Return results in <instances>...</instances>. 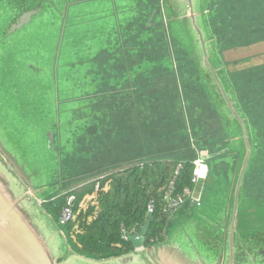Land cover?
Returning <instances> with one entry per match:
<instances>
[{"label":"water","instance_id":"water-1","mask_svg":"<svg viewBox=\"0 0 264 264\" xmlns=\"http://www.w3.org/2000/svg\"><path fill=\"white\" fill-rule=\"evenodd\" d=\"M0 1L6 2L14 12L8 18L4 32L1 31L0 44L4 45L9 42L8 37L37 19L45 0ZM167 1L171 6L169 13L166 0H135L133 8L137 9L135 18L138 21L134 20L131 27L126 22L125 32L116 35L115 41H111L108 34L105 45L89 59L84 76L75 81L82 89L79 95L68 97L60 93L59 61L58 56L54 57L56 64L50 71L49 84L55 114L50 129L44 133L48 148L55 150L57 156L54 162L57 164L56 173L50 184L54 187L52 193H44L47 186L37 187L31 183L26 161L19 162L0 140V264H264V241L257 243L264 240V218L256 217L258 210L264 211V195H261L264 180L258 186L253 185L251 190L256 188L257 194L251 198L250 190L245 186L248 177L256 178L251 177L255 172L251 170L253 158L264 148V58L251 62L252 58L264 55V33H258L264 28V13L252 21L254 8L248 9L249 6L240 10L232 0H226L229 1L226 5L221 0ZM68 5L67 2L63 7L60 3L57 10L62 11L63 7L66 11ZM223 11H230L241 19L231 21V16L226 14L220 17L227 19V24L220 23L218 15ZM44 18L48 21V16ZM170 21L187 25L184 28L183 24H175L181 35L191 39L189 43L179 33L170 30ZM256 23L258 28L254 27V33L250 34V27ZM220 25L227 27L229 32L218 36L211 33L210 26ZM158 31L156 48L160 46V51L147 55V43L143 55L141 40L152 41ZM238 31L249 44L233 41L235 32L238 37ZM130 36H135L136 41L125 54L124 44ZM208 42L216 54L215 62L210 60ZM196 46L200 50L195 51ZM173 52L179 54L176 60ZM159 53L163 55L161 60L150 58ZM238 59L242 60V65L238 64ZM190 65L194 66L192 73L187 70ZM31 68L34 75L43 74L41 67L32 65ZM167 73L173 77L168 85L173 98L162 97L163 110L160 113L156 110L157 99L151 95L153 91H149V99H145L147 94L142 93V101L138 104L139 94L132 96V91L138 90L139 84L149 82L151 76H165ZM191 82H195L197 91ZM120 83L121 86H116ZM9 90L11 97L18 93ZM112 93L126 94V101L129 98L128 106L122 108L123 114L128 116L123 123L127 127L125 131L129 132L128 138L117 140V146L108 154L97 150L101 144L100 135H96L92 149L79 150L77 156L72 155L73 159H69L64 172L66 157L63 148H66L64 151L78 149L79 146L74 145L80 138L86 147L85 130L94 129L88 122V115L95 123L107 126L101 124L99 117L106 116L101 112L106 110L101 108V99ZM196 93L207 94L208 104L222 117L223 133L218 130V135L204 130L197 134L199 129L194 127L193 118L198 114L191 115L187 108ZM146 109L149 111L144 115ZM81 111L84 114L81 115ZM89 153L96 156V164L86 166L81 158H89ZM155 159H188L191 162L198 159L201 162L200 174L187 205L169 218L164 239L146 245L148 223H145L138 234L128 237L133 250L124 254L94 259L73 251L59 224L43 208L42 202L119 169ZM78 168L82 171L80 177L67 173L69 170L76 172ZM259 173L264 175V171ZM238 214L244 217L243 223L238 221ZM250 220L254 222L252 228L249 227ZM171 224L183 227L184 231H179L175 237L169 230ZM206 226L210 228L207 240L204 238ZM251 230L254 233L250 239ZM193 240L198 243L199 251L195 250ZM208 246L216 252L215 256L209 253Z\"/></svg>","mask_w":264,"mask_h":264},{"label":"rangeland","instance_id":"rangeland-1","mask_svg":"<svg viewBox=\"0 0 264 264\" xmlns=\"http://www.w3.org/2000/svg\"><path fill=\"white\" fill-rule=\"evenodd\" d=\"M62 1L64 0H45L42 4V13L36 17L37 19L31 22L32 25H30L31 23L28 24L22 31L8 37L10 39L9 42L4 45L0 44V140L2 145L5 146L19 162L26 161L25 168L27 175L30 177L31 183L34 186H47L44 191L45 194L54 191V187H51L50 184L53 181L51 178H53V175L56 173L55 170L57 166V164L55 165L54 163L57 161L56 151L48 148L46 138L44 137V133L47 134L50 125L53 123L55 114L52 107L51 84H49L51 77L50 71L52 70V66L55 67L56 64L54 57L56 59V56H58L57 61H59L57 77L59 78L60 93L68 97L79 95L82 89L75 84V81L84 76L85 70L89 64V59L105 45L108 34L110 33L111 41H115L117 39L116 35L118 37L120 32H125L124 25L126 22H128L131 27L134 20L138 21V19L135 18L137 9L133 8L135 0H65L63 3ZM232 1L239 6L240 10L249 6L251 7L248 9L254 8L253 16L250 19L252 21L258 20L261 14L264 13V0ZM67 2L69 3L68 8L66 11H63V7ZM220 2L226 5L229 1L221 0ZM60 3L63 6L61 8L62 11L57 10ZM165 6L167 13H169L168 9L171 7L170 1L166 0ZM210 7L211 6H209L208 9L211 11ZM13 13V10L6 2L0 1V36L1 31L4 32L8 18H10ZM226 14L231 16V21L233 18L234 20L236 18L241 19L239 16L232 15L230 11H223L218 15L220 23L227 24V19L220 17ZM44 16H48V21ZM175 24L177 26L183 24V27L187 28L185 23L170 21L169 27L170 30L174 31V34H180ZM118 26L121 27V30L118 29ZM254 27L256 29L258 28L257 23L255 26L250 27V34L254 33ZM220 28H222V30ZM134 30L135 29H130V31ZM210 30L211 33L216 36L229 32L227 27L222 25L210 26ZM126 32H128V30H126ZM239 33L240 31H238L237 37L235 32L233 41H244L246 42L245 44H249V41H245L244 37H240ZM258 33H264V28L259 29ZM159 34V31L155 33L156 37L152 41L146 39L141 40V42H143V55L146 53L144 46L147 45V43H149L147 55L160 51V46L156 48ZM192 34L195 38L194 33ZM241 35H243V32H241ZM180 36L185 42L189 43V41H191L190 38L184 35L180 34ZM204 36L206 38L205 31ZM135 41V36H130L129 39L125 41V54H128V48L132 47ZM208 47L210 48V60L215 62L217 59L216 54L213 48L210 47L209 42L207 44V48ZM198 49L199 47L196 46L195 51ZM188 50H192L191 46H188ZM162 56L163 55L159 53L158 55L150 56V58L161 60ZM172 56L176 60L179 54L173 52ZM258 56L260 57L252 58L251 62L256 63L264 58V55ZM137 57L140 58L141 55H137ZM237 61L239 65L243 64L241 59ZM190 63L191 62H189V64ZM32 65L41 67L43 69V74L39 76L34 75L31 68ZM192 66H188L189 69H187L191 73L192 71L194 72V66ZM100 68L103 69L102 64H100ZM119 72H121V70H119ZM150 78L151 80L149 82H143L146 84H139L138 90L134 89L132 91V96H135L137 93L139 94V98L137 99V103L139 104L142 101V93H146L147 98L145 99H149V91H153L154 93L151 95L157 99L155 108L158 113H160L164 108L161 102L162 97L165 99L173 98V92L168 86L172 82L173 77L171 74L167 73L165 76L158 74ZM64 81H66L65 84L62 83ZM242 81L243 85H245L246 83L243 79ZM194 83L191 85L197 91ZM116 86H121V83ZM122 87L124 86L122 85ZM122 87H120V89ZM9 88L14 89V91L17 90L18 93L11 97ZM245 88L247 89L248 87ZM205 94L196 93L195 96L191 98V102L187 108H189L191 115H194V112L198 114V117L193 118V122L195 121L194 127L199 129L197 134L207 130L211 133L216 132L219 135V132H224L222 117L218 115L219 113H217L210 104H208V97L207 94ZM107 95V97L101 99V108L106 109L101 112L106 113V116H99L101 117L100 120H102L101 124L105 123L107 126L95 123L92 119H89L92 117L91 115L87 116L88 122L92 123L94 129L85 130L84 134L87 135L84 137V140H87L85 148L83 147L82 138L77 141L79 145L78 143L74 145L79 146L78 149L75 147V149L64 151L66 148H63L62 153L66 157L63 163L64 172L67 162L70 161L69 159H73L72 155L77 156L79 150L83 152L84 150L92 149L96 141L94 138L96 135H100L99 143L101 144V146L97 147L99 148L97 150L100 151V153L107 152L108 154L113 152L119 140L128 138L129 132L125 131L127 127L123 124L125 123V119H128V116L123 114L124 110L122 108L128 106L129 98H127L126 101V94L121 95L119 93ZM112 108H115V110H107ZM116 108L119 110H116ZM130 110L131 109H129V111ZM148 111L149 109H146L144 115H147ZM80 113L81 115L84 114L83 111ZM95 124L96 126H94ZM220 142H224V140H220ZM66 154H69V156H66ZM89 154V158H81V160L85 161L86 166L96 164L94 163L96 156L92 155V153ZM81 163L82 161H80V167ZM252 163L253 167H251V170L255 172L251 177L255 176L256 178L252 180L248 177L245 185L246 188L250 190V198L257 194L256 188L255 190H251V188L254 187L253 185L258 186V183L260 182L261 184V181L264 180L262 178L264 175L259 173V171H264V148H261L260 153H256ZM81 172L80 168L76 169V172L75 170L67 171V173L78 177L82 176ZM71 181L72 180L69 182L71 183ZM208 186L211 187L210 185ZM261 195H264V187L263 194ZM256 217L264 218V211L258 210V212H256ZM238 221L241 223L244 221V217L240 214H238ZM253 223V220H250V228H252ZM173 225L174 224H171L169 226V230L177 237L176 234L184 230H182L183 227H173ZM205 229L206 234L204 238L207 240L210 228L206 226ZM253 233V230L249 232L248 236L250 239ZM200 235L201 233L199 232L198 236L200 237ZM193 241L195 250L199 251L198 243H196L195 240ZM262 241L264 240H259L257 243L261 244ZM208 247L209 253L215 256L216 252L211 246Z\"/></svg>","mask_w":264,"mask_h":264},{"label":"trees","instance_id":"trees-1","mask_svg":"<svg viewBox=\"0 0 264 264\" xmlns=\"http://www.w3.org/2000/svg\"><path fill=\"white\" fill-rule=\"evenodd\" d=\"M178 163L181 166L177 169ZM192 172L193 164L188 159L147 160L87 182L42 202V206L59 224L60 211L73 196L75 219L59 224L71 249L94 259L117 256L133 250L123 234H138L145 223L146 245L164 239L171 217V211L164 210V196L192 189ZM94 193L95 198L82 206V200Z\"/></svg>","mask_w":264,"mask_h":264},{"label":"built area","instance_id":"built-area-1","mask_svg":"<svg viewBox=\"0 0 264 264\" xmlns=\"http://www.w3.org/2000/svg\"><path fill=\"white\" fill-rule=\"evenodd\" d=\"M192 164H193L192 181H193V183H195L196 180L198 179L199 174H200L201 162L198 159H196L192 162ZM180 166H181V163H178L177 169ZM177 169L174 171V173H177ZM96 189H97V185H96ZM191 190L192 189H185L182 194H176V195H171L169 193L166 194L164 196V199H165L164 210L165 211L170 210L171 211L170 216H171L174 209L182 206L187 201V199L190 197ZM93 198H95V193L91 196H86L82 200L81 205L83 206L86 201H88L89 199H93ZM72 201H73V196L68 197L66 204L62 207L60 214H59V219H58L59 224H65V223L73 221L75 219L76 214L72 209V205H71ZM129 236L130 235L123 234V237L125 239H128Z\"/></svg>","mask_w":264,"mask_h":264},{"label":"crops","instance_id":"crops-1","mask_svg":"<svg viewBox=\"0 0 264 264\" xmlns=\"http://www.w3.org/2000/svg\"><path fill=\"white\" fill-rule=\"evenodd\" d=\"M186 205H187V202L184 204V205H182V206H180V207H178V208H176V209H174V211L172 212V214H174L177 210H179L181 207H186ZM171 214V215H172Z\"/></svg>","mask_w":264,"mask_h":264},{"label":"bare ground","instance_id":"bare-ground-1","mask_svg":"<svg viewBox=\"0 0 264 264\" xmlns=\"http://www.w3.org/2000/svg\"><path fill=\"white\" fill-rule=\"evenodd\" d=\"M191 192H192V190H191Z\"/></svg>","mask_w":264,"mask_h":264}]
</instances>
